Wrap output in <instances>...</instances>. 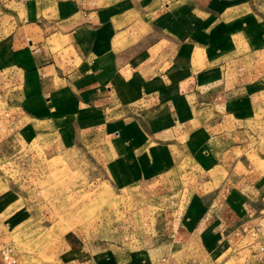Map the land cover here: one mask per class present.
I'll use <instances>...</instances> for the list:
<instances>
[{
    "label": "crops",
    "instance_id": "obj_1",
    "mask_svg": "<svg viewBox=\"0 0 264 264\" xmlns=\"http://www.w3.org/2000/svg\"><path fill=\"white\" fill-rule=\"evenodd\" d=\"M258 3L264 0H0V102L21 111L30 131L60 129L70 120L60 119L71 117L82 141L128 145L145 166L148 149H161L154 158L174 164L185 149L171 140L183 113L205 130L256 115L264 80L243 81L235 67L264 49ZM201 104L211 115L198 114ZM206 202L186 200L164 227L170 244L194 238L206 252L218 248L220 206Z\"/></svg>",
    "mask_w": 264,
    "mask_h": 264
},
{
    "label": "rangeland",
    "instance_id": "obj_2",
    "mask_svg": "<svg viewBox=\"0 0 264 264\" xmlns=\"http://www.w3.org/2000/svg\"><path fill=\"white\" fill-rule=\"evenodd\" d=\"M253 9L264 18V4ZM235 71L264 80V49ZM255 96L256 115L231 126L205 130L179 116L171 140L185 149L167 166L154 158L161 149H148L145 166L128 145L82 141L71 117L60 129L30 131L21 111L0 102V264H264V91ZM192 197L220 206L214 252L194 238L168 241L164 227Z\"/></svg>",
    "mask_w": 264,
    "mask_h": 264
}]
</instances>
